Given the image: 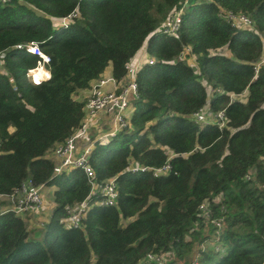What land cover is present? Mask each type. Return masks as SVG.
Returning a JSON list of instances; mask_svg holds the SVG:
<instances>
[{"label": "trees", "instance_id": "1", "mask_svg": "<svg viewBox=\"0 0 264 264\" xmlns=\"http://www.w3.org/2000/svg\"><path fill=\"white\" fill-rule=\"evenodd\" d=\"M180 10L178 32L162 34ZM229 11L254 29L231 26ZM261 35L264 0L0 1V196L31 180L54 188L55 206L35 238L25 218L0 213V264H140L166 252L187 259L216 231L210 220L223 222L225 252L209 249L199 264H264V65L254 72L264 58ZM28 44L49 57L50 79L40 85L26 78L38 62ZM142 48L154 62L137 71L130 129L94 143L88 160L96 183L116 177L115 204L91 198L80 226L68 228V209L91 187L79 169L54 176L47 156L81 128L87 99L76 95L108 69L122 81ZM243 93L244 101L233 97ZM206 105L224 110L225 128L193 121ZM130 164L170 171L131 173Z\"/></svg>", "mask_w": 264, "mask_h": 264}, {"label": "built area", "instance_id": "2", "mask_svg": "<svg viewBox=\"0 0 264 264\" xmlns=\"http://www.w3.org/2000/svg\"><path fill=\"white\" fill-rule=\"evenodd\" d=\"M2 3L8 0H0ZM77 14H72L67 18L56 22L57 25H68L72 19L76 18ZM224 18L233 27L253 30L254 26L249 17L243 13L225 12ZM181 23V10L174 12L162 25V34L173 36L175 35ZM24 50L38 58L37 65L34 69L29 70L26 78L33 85H40L50 79V72L47 68L49 57L45 55L37 45L28 44L24 46ZM188 49L181 53L180 58L185 59ZM4 58L3 53H0V62ZM148 64L154 62L153 59L146 60ZM1 64V63H0ZM145 62L140 59L125 65L126 74L122 81H115L112 76H101L90 87V94L84 108V119L81 128L73 133L65 142L57 145L53 150V155L58 160V164L54 166V176H60L68 170L79 169L85 175L91 189L88 197L69 208L67 211L66 226L68 228H78L89 209V200L94 198V205L98 206H113L118 196L116 177L107 179L102 183L94 181V171L89 165V157L94 147V143H104V139L113 137L119 131L128 130V119H130L131 101L137 98V71L144 65ZM264 65V58L257 62L254 67L255 77L259 71V67ZM121 84H123L121 86ZM210 90V87H208ZM246 94V93H244ZM235 98V96H233ZM232 98V97H231ZM104 114L109 118V131L100 135L94 141H86L87 143L79 148V143L85 134L89 131V127L93 125L96 119ZM193 121L196 124L206 125L215 124L221 130L225 128L227 120L224 115V110L219 112H211L209 106L206 105L203 109L192 115ZM128 171L131 173L151 172L154 177L164 176L170 171V166L165 165L161 168H148L130 164ZM247 178H249L247 176ZM44 186H35L31 180L24 181L21 186L10 196H0V199H8L11 202V211L14 215L24 218L25 216L36 215L42 207V190ZM205 220H209L211 212L207 209L206 203L200 206ZM217 227L214 234L206 242L200 244L199 248L194 251V254L189 264H199L201 253L205 252L202 248L206 245L210 246L215 253H224L225 248L221 243V234L223 222L221 220L212 221ZM40 227H44L43 224ZM169 252L161 254H147L145 259L140 264H170ZM173 264H178L173 263Z\"/></svg>", "mask_w": 264, "mask_h": 264}, {"label": "rangeland", "instance_id": "3", "mask_svg": "<svg viewBox=\"0 0 264 264\" xmlns=\"http://www.w3.org/2000/svg\"><path fill=\"white\" fill-rule=\"evenodd\" d=\"M261 38L262 39H264V35H261ZM219 54H221V55H225V56H230L229 55V53H228V51L226 50V49H222V50H220L219 52H218ZM263 60V58H261V61ZM143 62H147L146 60H143ZM188 65L189 66H191L192 68H194L195 70H196V72H198V65H197V63H196V58L194 57V56H192L190 59H189V61H188ZM2 70V66H1V64H0V71ZM202 83L203 84H205L206 85V82L205 81H202ZM123 84H121V86H122ZM207 89H209L208 87H207ZM210 93H211V89H210ZM235 98H237V99H239V100H241V101H244L245 99H246V94H241V95H239V96H235ZM132 111L133 110H130V117H131V114H132ZM128 130L130 129V119H128V128H127ZM95 130L97 131V129L95 128ZM101 132V131H100ZM100 132H98V133H100ZM120 132H122V131H119L118 133H120ZM117 133V134H118ZM104 134V133H103ZM103 134H100V135H103ZM117 134H115L113 137H110V138H107V139H104L105 141L104 142H106L107 140H109V139H113L114 137H116V135ZM100 135H98V137L100 136ZM83 139V140H82ZM81 140H82V143H84L85 142V138H82ZM86 143V142H85ZM84 145H80V143H79V148H82ZM92 152V151H91ZM68 171H70V170H68ZM67 173V172H66ZM254 175H255V173H253V171H251L250 173H249V175H248V177H249V179L250 178H253L254 177ZM260 188H264V185L263 186H261ZM42 193H44L43 195H47L48 193H47V190H44ZM51 198H52V194L51 195H47V201L49 202L50 200H51ZM43 200H44V198L42 197V207H43ZM49 204V203H48ZM11 202H10V200H8V199H0V213H4L5 211L6 212H12L10 209H11ZM3 210H5V211H3ZM45 209L43 208L42 210H40V212H38L36 215H34V216H36V217H38V218H35V217H33V216H25L24 218L25 219H27L26 220V223H27V229H28V231H29V234H30V237L32 238V237H34L35 235L34 234H38V232L39 231H41V230H38L39 228H40V225L41 224H43V225H45V223L46 222H48L49 221V219H50V216H51V214L48 216L47 215V212H45L44 211ZM13 213V212H12ZM13 214H15V213H13ZM47 215V216H46ZM206 225H207V227H209V225H215V224H213L212 223V221L210 220V221H208L207 223H206ZM199 244L198 243H196V245H195V247H194V250H193V253H192V255H190L187 259H178L176 256H175V254H173V253H171V252H169V254H170V256H169V259L170 260H172V262L170 263V264H173V263H178V264H189V262H190V260H191V258H192V256H193V254H194V251L195 250H197V248H199ZM210 246H208V245H206V246H204V247H202V248H204L205 249V252L206 251H208L210 248H209ZM217 257L218 258H220V257H223V254L222 253H220V254H218L217 255Z\"/></svg>", "mask_w": 264, "mask_h": 264}, {"label": "crops", "instance_id": "4", "mask_svg": "<svg viewBox=\"0 0 264 264\" xmlns=\"http://www.w3.org/2000/svg\"><path fill=\"white\" fill-rule=\"evenodd\" d=\"M229 57V56H228ZM149 58V56L147 55V53H146V50H145V48H142L138 53H137V56H136V60H138V59H140L141 61H143V60H147ZM102 76H104V77H111V73H110V69H108V70H106L105 71V73L102 75ZM92 86V85H91ZM90 92V89H88V90H86V91H81V92H79L77 95H76V98L78 99V100H84V99H88V97H89V93ZM109 127H110V125H109V118L106 116V115H104V114H101L97 119H96V121L93 123V125H91L90 127H89V131L85 134V142L86 141H94L96 138H98V135H100V134H103V133H105V132H107V131H109ZM95 128L97 129V131L95 130ZM101 131V132H100ZM98 132H100V133H98ZM83 140V139H82ZM82 140H80V145H85L86 143L84 142V143H82ZM96 143V142H95ZM49 159H52L53 161H54V163H55V165L56 164H58V160L55 158V156L54 155H52V154H49L48 156H47ZM44 190H47V195H51L52 194V192L54 191V188H49V187H44V189L42 190V192L44 191ZM44 193H42V197L44 198V200H43V208L45 209L44 211L45 212H47V215L49 216L51 213H52V211H53V209H54V202H53V200H52V198H51V200L48 202L47 201V195L45 196V195H43ZM49 203V204H48ZM46 215V216H47ZM24 220H27V219H24ZM26 222V221H25ZM27 224V223H26ZM28 227V226H27ZM35 235V234H34ZM32 238H35V236L34 237H32Z\"/></svg>", "mask_w": 264, "mask_h": 264}]
</instances>
